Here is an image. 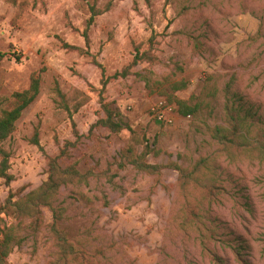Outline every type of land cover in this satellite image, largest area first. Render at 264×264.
Here are the masks:
<instances>
[{"label": "rangeland", "instance_id": "374dc122", "mask_svg": "<svg viewBox=\"0 0 264 264\" xmlns=\"http://www.w3.org/2000/svg\"><path fill=\"white\" fill-rule=\"evenodd\" d=\"M0 52L1 108L29 87L32 74L41 77L38 96L2 144L13 180L0 179V205L9 193L40 187L48 159L75 142L64 165L86 179L60 186L54 205L64 210L59 225L68 241L91 264H264V165L225 156L215 172L207 160L219 148L210 130L223 121L222 93L232 79L243 102L264 108V0H0ZM168 82L186 83L178 99L194 96L208 107L187 119L173 104L174 124L158 123L149 110L168 103ZM105 108L122 118L120 132L98 124ZM128 148L147 153L145 162L159 170L119 169L115 161ZM200 159L207 165L181 178L178 168L191 172ZM213 173L222 180L218 192L224 189L215 197ZM42 215L36 231L29 220L1 216L0 226L22 223L23 242L5 264H64L48 230L51 212ZM203 220L223 236L198 237ZM234 237L241 257L226 242Z\"/></svg>", "mask_w": 264, "mask_h": 264}, {"label": "trees", "instance_id": "16d2710c", "mask_svg": "<svg viewBox=\"0 0 264 264\" xmlns=\"http://www.w3.org/2000/svg\"><path fill=\"white\" fill-rule=\"evenodd\" d=\"M93 14L94 12L91 14L87 29L82 35L86 47L89 45L87 30L93 23L94 17L98 15L97 13H95V15ZM74 49L77 48L74 47ZM137 54V59H135V61L142 60L141 56H143V54ZM13 56L16 60H19L17 55ZM4 57H6V54L0 52V62ZM40 80V75L32 74L30 76L29 87L22 92H15L11 95L13 103H11L9 108H1L0 104V179L4 181L5 185H9L13 177L8 173L10 168V154L3 149L2 144L14 132L15 123L21 117L23 110H25L38 96ZM206 81L208 84L212 81V93L207 94H209L208 96L210 98L215 99L218 94L215 78L209 77ZM233 81L232 79L230 83L233 84ZM145 82L146 87H149V82L147 80ZM230 83L227 84L222 93L224 95L223 121L220 124L213 125L210 130L213 141H215L219 147L212 153L211 160L207 158L212 164L216 163L212 165L215 172L218 170L223 171L220 160L225 156L230 159V162L236 158L244 157L247 160L256 161L264 165V108L262 109L259 103H251V100L246 103L243 102L240 93L238 91H232ZM102 86H106V83L103 82ZM186 86L185 82L166 83L164 87H167L169 90L167 104L172 107L174 104L176 112L180 116H192L196 118L199 113L208 107V102L194 96L190 97L188 100L178 99L175 93L185 89ZM56 94L60 98L63 97V94L58 89H56ZM162 94L164 93L162 92ZM260 110H262V114H259ZM105 111L107 114L106 119L99 120L98 124L113 133L120 132L123 128L120 115L114 114L112 111L110 112L108 108H105ZM78 139H80V136L77 135L76 140ZM35 144H37V141ZM74 146H76L75 142L66 141L59 149L58 154L48 159L46 169L47 177L35 191L22 197H17L15 194L9 193L4 203L0 205V220H2L1 216L8 215H12L22 221L29 220L28 228L36 231L42 225V212L43 208H46L51 212V222L48 224V230L55 239L60 261L62 260L64 264H91V256L88 252L84 250L83 247H76L68 241L67 234L59 225V222L63 218L64 210L55 206V198L60 186L79 184L86 179V174L81 173L76 166L64 165V161L69 156V150ZM145 147L148 150L152 149V145L148 142ZM146 155L147 153L137 155L132 149L128 148L122 150L118 154V160L115 162L119 169H123L130 165L139 171L147 174H154L160 167L159 165L153 166L146 163ZM205 163L206 159H200L199 164L195 166L191 172H186V174L178 168L182 176L181 178L186 177L193 179L192 173H196L201 167H205L207 165H205ZM214 173L212 175V197L219 195V193H222L224 190L221 189V191L218 192L220 187H218L217 184L222 182V180L218 175H214ZM198 222L199 224L195 227L199 235L198 237L203 239L205 234L208 233L212 236L214 241L219 238L218 234H221L219 226L212 225L211 228L204 220L203 222ZM2 223L3 225L0 226V264H5L6 259L12 253L14 247L20 246L23 242V238L19 233L22 223L19 222L17 225H7L5 222ZM221 236H223V234H221ZM226 242L233 253L241 257L244 248L239 238L234 237L233 239L226 240ZM203 244L202 242L201 245L203 246ZM216 260L219 261V258L216 257ZM244 264L248 263L244 261Z\"/></svg>", "mask_w": 264, "mask_h": 264}, {"label": "built area", "instance_id": "2783aa9c", "mask_svg": "<svg viewBox=\"0 0 264 264\" xmlns=\"http://www.w3.org/2000/svg\"><path fill=\"white\" fill-rule=\"evenodd\" d=\"M149 113L153 119L164 125H173L176 120L174 108L163 100L152 106ZM187 119H189V116H187Z\"/></svg>", "mask_w": 264, "mask_h": 264}]
</instances>
